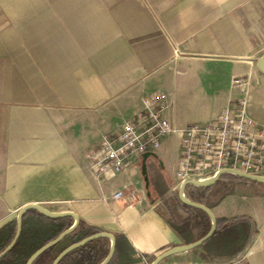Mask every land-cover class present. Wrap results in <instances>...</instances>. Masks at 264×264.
I'll return each mask as SVG.
<instances>
[{
	"label": "crops",
	"instance_id": "obj_1",
	"mask_svg": "<svg viewBox=\"0 0 264 264\" xmlns=\"http://www.w3.org/2000/svg\"><path fill=\"white\" fill-rule=\"evenodd\" d=\"M263 54L264 0H0V227L32 202L123 234L135 264L181 244L157 211L151 180L161 174L179 191L171 174L180 162L178 136L100 178L87 152L158 92L165 93L163 116L178 127L207 123L241 96L264 124ZM90 121L95 134L83 130ZM69 132H84L86 141ZM246 182L237 180L212 211L251 216L257 231L240 253L212 262L264 264V183L252 181L248 190ZM118 190L139 198L114 201ZM191 253L198 256H171Z\"/></svg>",
	"mask_w": 264,
	"mask_h": 264
},
{
	"label": "trees",
	"instance_id": "obj_2",
	"mask_svg": "<svg viewBox=\"0 0 264 264\" xmlns=\"http://www.w3.org/2000/svg\"><path fill=\"white\" fill-rule=\"evenodd\" d=\"M151 180L159 197L157 211L176 231L182 244L195 242L208 233L211 218L206 211L182 202L178 190H171V185L161 174L157 173ZM237 180L247 179L227 173L210 186L187 185L185 194L190 200L213 209L227 194L234 191ZM216 218L215 232L200 246L190 250L205 260L237 255L257 231L256 222L248 215ZM74 221L69 215L53 218L35 208L28 209L23 215L18 239L10 251L0 258V264H26L36 250L70 228ZM16 228V217L0 227V253L13 240ZM103 231L80 219L76 228L55 245L41 252L31 264H52L67 246ZM110 246L111 240L108 237L92 239L67 253L58 264H100L107 257ZM134 253V248L126 236L116 234L115 252L108 264H135L138 259L134 257ZM153 260L154 258L150 259L148 263Z\"/></svg>",
	"mask_w": 264,
	"mask_h": 264
},
{
	"label": "built area",
	"instance_id": "obj_3",
	"mask_svg": "<svg viewBox=\"0 0 264 264\" xmlns=\"http://www.w3.org/2000/svg\"><path fill=\"white\" fill-rule=\"evenodd\" d=\"M233 82L246 84L245 78ZM164 92L144 100L135 119L126 120L116 134H105L92 146L87 157L97 177L122 171L136 154H155L162 138L175 134L179 139L180 162L175 176L178 181L204 180L222 170H239L262 175L264 171V124L249 113L247 96L234 99L207 123L183 127L163 116ZM139 198L135 190H118L112 199L133 203ZM159 264H173L166 259ZM191 264H245L243 259L227 262H194Z\"/></svg>",
	"mask_w": 264,
	"mask_h": 264
},
{
	"label": "water",
	"instance_id": "obj_4",
	"mask_svg": "<svg viewBox=\"0 0 264 264\" xmlns=\"http://www.w3.org/2000/svg\"><path fill=\"white\" fill-rule=\"evenodd\" d=\"M258 66L259 69L262 71V73H264V54L258 59ZM146 167V166H145ZM234 174L237 175L239 177L245 178L247 180H251V181H255V182H262L264 183V175H254V174H248L239 170H222L220 172H218L216 175H214L213 177H210L208 179H204V180H199V179H190V180H186L184 182H182V184L180 185L178 194L179 197L181 199L182 202L193 206V207H198L203 209L204 211H206L210 218H211V228L208 231V233L203 236L202 238L198 239L195 242L189 243V244H176L172 247H170L169 249L163 251L161 254H159L152 262H150L149 264H159L161 261H163L164 259L170 257L173 254L176 253H180V252H184V251H188L191 250L193 248H196L198 246H200L202 243H204L216 230L217 228V218L216 215L214 214V212L212 211V209H210L209 207L205 206L202 203L199 202H194L192 200H190L186 195H185V188L187 185H196V186H210L213 185L215 182H217L221 176L223 174ZM31 208H35L39 211H41L43 214L49 216V217H61V216H72L74 218V223L73 225L68 228L67 230L63 231L61 234H59L56 238H54L53 240H51L50 242L44 244L42 247H40L38 250H36L32 256L28 259L26 264H31L32 261L41 253L43 252L45 249L55 245L64 235H66L67 233L71 232L74 228H76V226L79 223L80 217L78 216L77 213L73 212V211H53L50 210L48 208H46L45 206L39 204V203H26L24 204L17 213V228H16V233L15 236L13 238V240L11 241V243L9 244V246H7L1 253H0V258H2L4 255H6L10 249L13 247V245L15 244L16 240L18 239L20 232H21V227H22V218L23 215L25 214V212L28 209ZM98 237H108L111 240V246H110V250L109 253L107 255V257L100 263V264H108L111 259L113 258L114 252H115V245H116V237L112 232H108V231H103V232H98L95 234H92L90 236H87L85 238H83L82 240L72 243L71 245L67 246L65 249H63L58 256L54 259L52 264H58V262L70 251H72L73 249L80 247L82 245H84L85 243H87L88 241L98 238Z\"/></svg>",
	"mask_w": 264,
	"mask_h": 264
},
{
	"label": "rangeland",
	"instance_id": "obj_5",
	"mask_svg": "<svg viewBox=\"0 0 264 264\" xmlns=\"http://www.w3.org/2000/svg\"><path fill=\"white\" fill-rule=\"evenodd\" d=\"M249 94H250L251 98H257L258 97V95H257L258 94V91L255 90V85L254 84L250 86ZM253 102L256 103L255 102V99H253ZM255 109H256V106H255ZM92 125H93V122H91V121L88 124L83 123V130L86 133L95 134V132L92 130L93 129V126ZM83 134L82 133H78V134L75 135V132H69L68 136L72 137V140L74 139V141H79V140L86 141V139L85 138L83 139V137L81 136V135L85 136L86 134L84 132H83ZM160 148L157 150V152H160L161 151ZM171 156H174V154L172 153L171 149H169L168 157H171ZM171 174H172V176H174L175 169L172 170ZM251 182H249V183L246 182L248 184V190L250 188L251 189H254L253 183H251ZM16 215H17V213L15 214V216ZM182 254L181 255H178V256H182ZM189 255H191V258H188V259H185L183 257H180V258H177L176 259V257H172L171 256V257H169V259L167 260V262H170V263H173V264H190V263L199 262V261H211L212 262V261H217V259H219V257H215V258H211V259H206L205 260V259H202L199 254H198V256L197 255H194L193 253H191Z\"/></svg>",
	"mask_w": 264,
	"mask_h": 264
}]
</instances>
